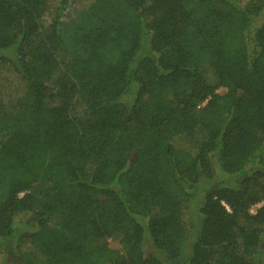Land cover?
Returning <instances> with one entry per match:
<instances>
[{
  "label": "trees",
  "instance_id": "16d2710c",
  "mask_svg": "<svg viewBox=\"0 0 264 264\" xmlns=\"http://www.w3.org/2000/svg\"><path fill=\"white\" fill-rule=\"evenodd\" d=\"M260 15L0 0V264H264Z\"/></svg>",
  "mask_w": 264,
  "mask_h": 264
},
{
  "label": "rangeland",
  "instance_id": "374dc122",
  "mask_svg": "<svg viewBox=\"0 0 264 264\" xmlns=\"http://www.w3.org/2000/svg\"><path fill=\"white\" fill-rule=\"evenodd\" d=\"M243 1H245V0H243ZM50 18H51V17L48 16V15L44 16V18H43V20H42V23H43L44 25H47V24L49 23V21H50ZM263 19H264V16H263V15H260V16L257 18L256 24H259ZM4 54H7V53H4ZM260 205H261V203H258V204H255V205L251 206L250 209H249V212L254 213V212L256 211V209H257ZM17 220H18L22 225H23V224H24V225H25V224H31V223L34 221V219L32 218V216L29 215V214L21 215L20 217L17 218ZM110 246H111V247H116V244H115L114 242H110ZM5 258H6V260H8L9 255H7ZM6 264H7V263H6Z\"/></svg>",
  "mask_w": 264,
  "mask_h": 264
}]
</instances>
